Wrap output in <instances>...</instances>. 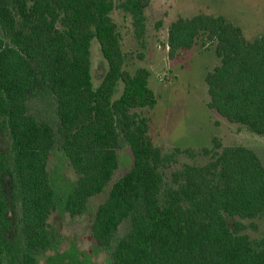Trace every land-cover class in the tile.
I'll use <instances>...</instances> for the list:
<instances>
[{
    "label": "trees",
    "instance_id": "1",
    "mask_svg": "<svg viewBox=\"0 0 264 264\" xmlns=\"http://www.w3.org/2000/svg\"><path fill=\"white\" fill-rule=\"evenodd\" d=\"M149 5L150 0H0V184L10 175L15 213L10 239L0 215V264H42L40 257L61 240L51 214L60 209L82 216L106 189L90 231L109 264H264V233L248 232L264 221V164L253 149L224 148L215 138L213 148L198 151L207 163L184 164L171 172L170 183L165 180L175 154L154 144L150 118L137 111L157 105L151 72L126 69L112 16L116 8L123 10L142 38ZM201 38L216 43L221 59L206 77L210 108L264 138V32L247 41L242 28L223 16L180 17L169 27L170 59ZM94 40L107 61L97 87ZM33 103L51 107L53 120ZM124 144L132 166L114 181ZM59 150L78 176L72 190L70 182L54 187L49 164ZM175 152L196 156L189 149ZM86 262L72 249L49 264Z\"/></svg>",
    "mask_w": 264,
    "mask_h": 264
},
{
    "label": "rangeland",
    "instance_id": "2",
    "mask_svg": "<svg viewBox=\"0 0 264 264\" xmlns=\"http://www.w3.org/2000/svg\"><path fill=\"white\" fill-rule=\"evenodd\" d=\"M125 1L114 0L116 5ZM199 14L225 17L242 28L247 41L259 38L264 32V0H150L142 38L135 35L129 15L118 8L112 13L120 27L126 69L134 73L144 67L151 72L149 86L157 97V105L154 109L137 111L150 118V135L154 144L165 154H175V163L165 170V180L168 183L171 172L182 165L207 163L209 158L198 151L213 148L215 138L221 141L224 148L243 145L253 149L264 164V138L251 134L240 125L228 122L210 108L206 77L221 65V59L215 51L216 43H209L206 38H201L192 49L181 50L175 59H170V25L180 17L193 18ZM91 50L93 83L97 87L106 73L107 61L101 53L98 41L92 42ZM117 89L116 97L122 93L123 83L120 82ZM33 109L40 111L44 115L41 116L49 120L54 118L55 114L49 106L40 108V104L33 103ZM5 142H8V138H5ZM188 149L195 152L196 156L175 152ZM119 154L121 165L114 181L122 178L131 169L133 162L127 145L122 146ZM51 155L49 169L51 168L54 187L61 189L65 182H70L72 190L78 176L65 152L59 150ZM108 193L109 189H106L104 193L93 197L88 212L82 216L72 218L60 209L51 214L50 225L60 235L61 240L56 250L40 257L42 264H49L52 257L57 254L66 255L72 249H75L83 262L87 261L86 264H109L108 255L98 248L90 231L94 211L105 201ZM256 222L258 230L248 232L257 237L264 233V221Z\"/></svg>",
    "mask_w": 264,
    "mask_h": 264
},
{
    "label": "flooded vegetation",
    "instance_id": "3",
    "mask_svg": "<svg viewBox=\"0 0 264 264\" xmlns=\"http://www.w3.org/2000/svg\"><path fill=\"white\" fill-rule=\"evenodd\" d=\"M10 175H8L5 178V181H3L0 184V200L2 198L4 205H0V215L3 214L4 219L6 220L2 227L3 234L6 236V238L10 239L11 236V225H14V217L15 213L12 210L10 204H11V193H10ZM13 211V212H12ZM12 212V213H11Z\"/></svg>",
    "mask_w": 264,
    "mask_h": 264
},
{
    "label": "built area",
    "instance_id": "4",
    "mask_svg": "<svg viewBox=\"0 0 264 264\" xmlns=\"http://www.w3.org/2000/svg\"><path fill=\"white\" fill-rule=\"evenodd\" d=\"M163 81V79H161Z\"/></svg>",
    "mask_w": 264,
    "mask_h": 264
}]
</instances>
